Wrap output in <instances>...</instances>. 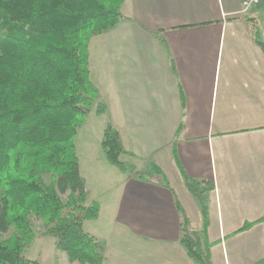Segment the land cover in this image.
<instances>
[{"label": "crops", "instance_id": "1", "mask_svg": "<svg viewBox=\"0 0 264 264\" xmlns=\"http://www.w3.org/2000/svg\"><path fill=\"white\" fill-rule=\"evenodd\" d=\"M242 1L125 0L118 26L92 39L91 78L107 112L94 110L101 148L79 158L87 204H100L84 227L105 242L103 264H195L180 243L176 199L195 231L204 219L181 169L216 186L213 264H264V51L255 41L264 4L244 11ZM108 123L132 154L123 156L131 172L106 158ZM63 253L40 264H78Z\"/></svg>", "mask_w": 264, "mask_h": 264}, {"label": "trees", "instance_id": "2", "mask_svg": "<svg viewBox=\"0 0 264 264\" xmlns=\"http://www.w3.org/2000/svg\"><path fill=\"white\" fill-rule=\"evenodd\" d=\"M124 1L0 0V264H40L25 255L36 240L34 219L48 226L47 234L70 262L105 261V242L84 227L99 217L100 204H87L76 137L92 111L107 112L91 78L90 43L118 26ZM255 41L264 51L258 29ZM102 146L112 165L125 173L134 170L123 160L132 154L112 123L104 130ZM150 172L170 187L159 165L151 163ZM181 172L201 207L204 229L192 228L176 199L180 243L195 264H213L207 226L209 194L216 186Z\"/></svg>", "mask_w": 264, "mask_h": 264}, {"label": "rangeland", "instance_id": "3", "mask_svg": "<svg viewBox=\"0 0 264 264\" xmlns=\"http://www.w3.org/2000/svg\"><path fill=\"white\" fill-rule=\"evenodd\" d=\"M85 122V124L79 129L78 135L76 137V146L78 151V156L80 153H85L91 150L96 151V148L99 146L101 148V143H98L96 139V133L99 128V117L95 113L89 116ZM103 147V146H102ZM50 175L45 176L46 182H50ZM62 198L64 201H67L68 193L63 194ZM34 229L36 232V240L28 247L25 255L27 258L38 261L39 263L42 261H46V257L49 256V251H54L56 248L55 238L51 235L47 234L48 226L42 220H33ZM13 233V229L9 231L7 234H2V238L6 239ZM65 256V254H62ZM49 264H52L49 259Z\"/></svg>", "mask_w": 264, "mask_h": 264}, {"label": "built area", "instance_id": "4", "mask_svg": "<svg viewBox=\"0 0 264 264\" xmlns=\"http://www.w3.org/2000/svg\"><path fill=\"white\" fill-rule=\"evenodd\" d=\"M262 3L263 0H243L242 7L244 11H248L252 8L259 7Z\"/></svg>", "mask_w": 264, "mask_h": 264}]
</instances>
